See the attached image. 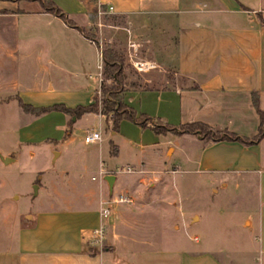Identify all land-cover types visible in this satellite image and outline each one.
I'll return each instance as SVG.
<instances>
[{
    "label": "crops",
    "instance_id": "obj_1",
    "mask_svg": "<svg viewBox=\"0 0 264 264\" xmlns=\"http://www.w3.org/2000/svg\"><path fill=\"white\" fill-rule=\"evenodd\" d=\"M52 1L95 37H85L37 0H0V107L16 105L28 120L19 128L17 141L0 149V165L17 164L25 148L34 156L32 146L43 143L56 148L53 160L68 155L75 125L86 117L97 121L99 128L92 131H99L101 140L84 152L80 166L50 170L44 185L49 195L18 227L12 244L0 250V264H243L233 261V251L211 237L203 236L197 246L190 238L177 239V221H172L171 233L157 236L153 223L163 221L167 197L172 195L171 205L177 204L171 176L178 167L160 159L155 148L163 137L171 139L166 158L184 138L192 144L181 148L185 161L205 173L210 183L224 187L231 180L236 187L255 190V218L246 217L243 225L249 232L246 239H256L259 264H264V138L243 144L191 133L155 134L150 123L142 127L127 119L114 131L111 119L100 112H86L78 119L60 111L34 115L18 104V98L34 107L93 103L102 80L105 35L114 39L118 33L135 40L131 56L153 63L151 69L173 71L182 82L124 87L123 102L137 114L175 126L202 122L251 138L259 127L253 94L264 110V0ZM99 11L106 15L105 22L95 24ZM111 17L123 18L126 24L107 23ZM143 44L147 51L137 53ZM45 118L46 128H31ZM146 147H154L158 158L144 156ZM127 167L134 171L124 172ZM101 169L107 173L100 175ZM163 175L167 181L160 189L165 196H158L155 181ZM118 194L131 201L114 202ZM106 206L109 216L101 218ZM195 217L199 220L193 214L192 222ZM101 223L104 238L99 244L92 231Z\"/></svg>",
    "mask_w": 264,
    "mask_h": 264
},
{
    "label": "rangeland",
    "instance_id": "obj_2",
    "mask_svg": "<svg viewBox=\"0 0 264 264\" xmlns=\"http://www.w3.org/2000/svg\"><path fill=\"white\" fill-rule=\"evenodd\" d=\"M105 16L104 13H97L99 19L95 24L105 22L103 20ZM107 21V23L126 24V20L123 18L111 17ZM94 26L97 28L96 25ZM124 32L127 33L126 30ZM90 33L95 37L93 32ZM108 37L105 35L106 45H103V49L112 50L116 56H122L125 59L122 68L123 87H167L182 83L171 70L162 71L156 68L150 71H138L133 64L138 60L134 58L135 56L130 55V50H133L132 43L135 40L130 41L129 37L118 35V33L114 35V39ZM106 39H111V42L107 43ZM140 50L143 53L146 52L147 45H138L136 52L139 53ZM106 84L111 86L112 81L106 80ZM107 96L102 92L97 94L100 108L102 99ZM26 117L27 115L16 105L7 108L0 107V149H6L11 143L14 144L17 141L19 128L27 125ZM46 121L47 118L34 122L31 128L42 130L47 127ZM98 128L97 121L91 117L79 120L73 130L74 142L69 148L70 153L57 160H53V151L56 152V148L51 150L50 143H43V145L32 146L36 152L34 156H30L25 148L17 164L13 163L8 167L0 165V250H4L7 245L12 244L11 241L14 239L18 227L29 220V214L39 209L40 201L49 195L44 185L47 183L50 170L62 166L72 168L80 166L81 156L94 147L93 143L84 142V135ZM168 140H171L170 137L161 138L160 144L155 147L160 150L158 154L153 150L154 147L144 149V156L149 159L153 160L159 157L168 165L178 167V170H175L171 176L173 187L176 189L177 204L171 205L172 195L167 197L168 205L166 212L162 214L163 221L158 219L153 223L157 229V236L161 237L163 234L171 233L169 227L172 221H177L180 228L173 235L177 239L187 238L188 240L190 238L189 243L192 246H197L203 236L211 237L233 251L230 254L233 261H243L241 262L243 264H259L258 243L256 239L253 242L246 239V234L249 232L243 225L246 217L255 218V190L245 186L236 187L231 180L224 187L219 183H210L206 179L205 173L200 172L193 163L185 161L186 157L181 148H190L192 144L184 138L179 139L175 153L170 158H166L164 151ZM107 144L108 141L104 142V145ZM156 154L158 157L155 156ZM3 163L8 164L9 161ZM166 181L164 175L163 178L155 181L158 182L155 190L156 195L165 196L160 185ZM40 184L42 188L39 190L37 187ZM66 190L65 188L64 191ZM193 214L199 215V220L195 217L192 222ZM162 225L167 226L168 229H163ZM253 234H256L255 230ZM241 247L250 248L255 252L243 254L239 250ZM221 256L226 259L225 255L221 254Z\"/></svg>",
    "mask_w": 264,
    "mask_h": 264
},
{
    "label": "trees",
    "instance_id": "obj_3",
    "mask_svg": "<svg viewBox=\"0 0 264 264\" xmlns=\"http://www.w3.org/2000/svg\"><path fill=\"white\" fill-rule=\"evenodd\" d=\"M46 12L54 14L55 16L62 19L67 25L75 27L79 30L85 37L89 39H94V36L86 31L84 28L79 27L71 19L67 17L65 12L61 10L52 0H37ZM125 59L122 56H116L112 50L104 48L102 50V80L100 85V90L102 93H106L108 96L102 99L101 108L99 107V101L97 94L94 96L93 103L83 106L78 105L76 107L70 108L63 104H54L51 106L44 107H34L29 104L23 103L18 98L19 106L34 115H40L49 111H60L75 118H80L86 112H100L106 115L112 121V130L118 131L119 124L122 119H127L129 121L138 123L142 127H146L147 123H150L152 130L156 134H165L168 131L174 134L191 133L199 134L203 138L209 141H238L243 144L255 143L264 138V110L259 108L258 98L256 94H253V105L259 116V127L257 134L251 138H243L234 133L228 132L226 130L219 131L210 128L207 124L202 122H192L186 124H180L178 126L162 123L158 119H154L147 114H137L136 111L127 106L122 99L123 87V76L122 68L124 66ZM106 80L112 81V85L108 86ZM72 122H69V125Z\"/></svg>",
    "mask_w": 264,
    "mask_h": 264
},
{
    "label": "built area",
    "instance_id": "obj_4",
    "mask_svg": "<svg viewBox=\"0 0 264 264\" xmlns=\"http://www.w3.org/2000/svg\"><path fill=\"white\" fill-rule=\"evenodd\" d=\"M111 9V8H110ZM99 14L104 13L102 11L98 12ZM134 66L138 71H146L149 70L151 68H154L155 65L153 63L150 62H145V61H134ZM101 90L99 89L97 94H100ZM101 140V134L99 131H91V132H87L84 135V141L86 143H93L95 141H100ZM124 172H133V168L131 167H127L123 170ZM107 172H105L104 170H100V175H105ZM93 179H95V176L92 177ZM114 202H129L131 201V199H129L128 197L124 196L123 194H118L117 197L115 199H113ZM110 213V208L109 207H103L101 209L100 212V216L101 218H106L109 216ZM92 235L94 236V239L97 243L102 244L103 238H104V226L101 223L99 225L98 228L94 229L92 231Z\"/></svg>",
    "mask_w": 264,
    "mask_h": 264
}]
</instances>
